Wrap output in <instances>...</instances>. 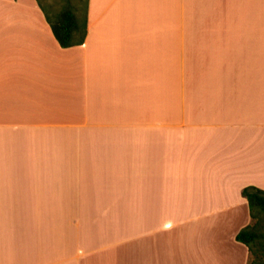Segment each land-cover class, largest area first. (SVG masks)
I'll return each instance as SVG.
<instances>
[{
	"label": "crops",
	"instance_id": "0c3cea01",
	"mask_svg": "<svg viewBox=\"0 0 264 264\" xmlns=\"http://www.w3.org/2000/svg\"><path fill=\"white\" fill-rule=\"evenodd\" d=\"M264 190V0H87L61 47L0 0V264H246Z\"/></svg>",
	"mask_w": 264,
	"mask_h": 264
},
{
	"label": "trees",
	"instance_id": "16d2710c",
	"mask_svg": "<svg viewBox=\"0 0 264 264\" xmlns=\"http://www.w3.org/2000/svg\"><path fill=\"white\" fill-rule=\"evenodd\" d=\"M36 3L59 46L82 43L87 0H36ZM240 193L247 202L250 222L234 238L247 249L246 264H264V190L244 186Z\"/></svg>",
	"mask_w": 264,
	"mask_h": 264
}]
</instances>
